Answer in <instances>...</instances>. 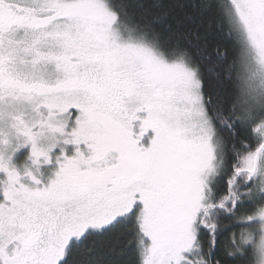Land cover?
I'll use <instances>...</instances> for the list:
<instances>
[{
    "label": "snow or ice",
    "instance_id": "1",
    "mask_svg": "<svg viewBox=\"0 0 264 264\" xmlns=\"http://www.w3.org/2000/svg\"><path fill=\"white\" fill-rule=\"evenodd\" d=\"M0 264H264V0H0Z\"/></svg>",
    "mask_w": 264,
    "mask_h": 264
}]
</instances>
